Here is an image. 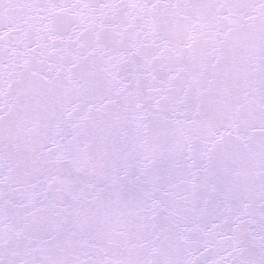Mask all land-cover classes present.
<instances>
[{
    "label": "snow or ice",
    "instance_id": "1",
    "mask_svg": "<svg viewBox=\"0 0 264 264\" xmlns=\"http://www.w3.org/2000/svg\"><path fill=\"white\" fill-rule=\"evenodd\" d=\"M0 264H264V0H0Z\"/></svg>",
    "mask_w": 264,
    "mask_h": 264
}]
</instances>
